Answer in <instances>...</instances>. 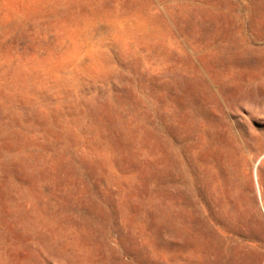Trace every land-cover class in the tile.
<instances>
[{
	"label": "rangeland",
	"instance_id": "obj_1",
	"mask_svg": "<svg viewBox=\"0 0 264 264\" xmlns=\"http://www.w3.org/2000/svg\"><path fill=\"white\" fill-rule=\"evenodd\" d=\"M0 264H264V0H0Z\"/></svg>",
	"mask_w": 264,
	"mask_h": 264
},
{
	"label": "bare ground",
	"instance_id": "obj_2",
	"mask_svg": "<svg viewBox=\"0 0 264 264\" xmlns=\"http://www.w3.org/2000/svg\"><path fill=\"white\" fill-rule=\"evenodd\" d=\"M162 16L164 18V21L166 23H168L169 22V18H168V15L166 14V12H164L162 14ZM130 22H137V23L136 24H131ZM89 27H90V29L86 33V43L88 44V46H94L96 40H98L103 35L111 36L112 39H113V42L115 44H118L119 38L115 34L117 32H121V31L125 30L126 28L128 29L130 27H137V28L140 27V29H142L146 33L150 29L152 31L154 30V28L152 26L147 25V24L145 25L143 23V19L138 14H137V17L136 16H130L129 18H126L124 20L119 21V24H116V25H114V24H112L111 22H108V21H99V22L94 23V24L89 23ZM178 82L180 84H184L185 83L183 78H181L180 81H178ZM180 84H178V85H180ZM167 85L168 84L165 83L163 85V87L166 88V87H168ZM180 86H178V87H180ZM167 89L171 90L174 93V95L178 94V92L176 90V87L174 85L173 86L171 85Z\"/></svg>",
	"mask_w": 264,
	"mask_h": 264
}]
</instances>
